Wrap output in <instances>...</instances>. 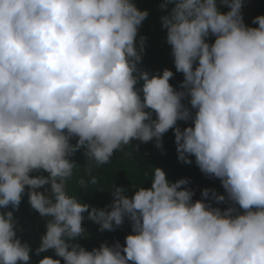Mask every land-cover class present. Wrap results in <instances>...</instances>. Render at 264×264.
Here are the masks:
<instances>
[{
    "label": "clouds",
    "instance_id": "1",
    "mask_svg": "<svg viewBox=\"0 0 264 264\" xmlns=\"http://www.w3.org/2000/svg\"><path fill=\"white\" fill-rule=\"evenodd\" d=\"M246 3L163 0L154 24L170 59L153 74L143 0H0V264H264V15L255 6L247 26ZM169 130L178 161L194 157L224 194L194 200L161 168L130 197L113 185L104 209L70 194L74 174L88 191L92 165L133 141L162 149ZM25 195L45 221L35 255L53 257L31 261L17 236ZM126 220L124 245L79 243L90 221L113 232Z\"/></svg>",
    "mask_w": 264,
    "mask_h": 264
},
{
    "label": "trees",
    "instance_id": "2",
    "mask_svg": "<svg viewBox=\"0 0 264 264\" xmlns=\"http://www.w3.org/2000/svg\"><path fill=\"white\" fill-rule=\"evenodd\" d=\"M146 7H149L152 12V23L146 29V33L150 36L151 46L149 55L146 60L145 70L155 74L162 66H168L170 54L167 53L162 44V36L158 29L155 27V22L158 20L159 15H165L159 8V5L163 0H143ZM229 9L223 8L222 11L227 12ZM245 8L242 9L244 13ZM264 15V0H256V16ZM244 17V16H243ZM258 25H254L257 27ZM183 76L174 70V76L170 80V83L177 87L182 82ZM178 126L183 129L189 126L185 122H178ZM175 137L173 130H169L163 136V148L157 149L155 147V141L149 143H141L139 141H133L129 147H124L123 150L117 151L111 162L99 167L92 165V175L98 179V184L89 187L88 191H84L79 188L77 181L79 177L74 174L72 180V187L70 194L79 195L80 200L85 199L93 202L98 206V209H104L112 202L111 189L113 185L119 187L122 186L128 189L129 197L133 194V186L143 185L144 187L151 186V178L153 174L152 168H161L166 177L171 182H176L180 179H189V188L193 189L195 195L194 200L201 199V192L204 188L215 189L218 194H224V190L220 185V181L213 178L206 177L199 168L195 165V158L192 164H184L178 161V153L176 151ZM75 143V141H72ZM128 155V153H132ZM77 165L81 166L78 170V174L81 177L85 174V180L89 177L86 172L87 162L84 164L85 157L83 156V150L75 153L71 158ZM36 175V173H33ZM205 177V181L202 184L201 192L199 191L198 184L202 177ZM215 207L224 209L226 205L220 204ZM10 210V209H8ZM5 211V209H0ZM14 216L18 219L19 228L23 231H18L17 236L22 242H28L32 248L31 261H39L45 256H54V253L49 251L48 254L42 253L40 256L35 255V249L38 247V241L40 235L45 231V221H38L39 214L31 209L28 204L27 195L24 196L19 210L14 212ZM90 229L86 232V238L79 239V243L86 250L91 251L93 248H98L101 243L107 242L109 245L119 241L121 245H124L125 237L131 233V228L126 220L124 225L117 228L113 232H100L99 225L89 222ZM36 264V262L32 263Z\"/></svg>",
    "mask_w": 264,
    "mask_h": 264
},
{
    "label": "water",
    "instance_id": "3",
    "mask_svg": "<svg viewBox=\"0 0 264 264\" xmlns=\"http://www.w3.org/2000/svg\"><path fill=\"white\" fill-rule=\"evenodd\" d=\"M247 6V12H246V19H245V24L247 26L252 27V19L255 17V0H247L246 3ZM205 181V177H203L201 183L199 184V191L201 192L202 189V183Z\"/></svg>",
    "mask_w": 264,
    "mask_h": 264
},
{
    "label": "rangeland",
    "instance_id": "4",
    "mask_svg": "<svg viewBox=\"0 0 264 264\" xmlns=\"http://www.w3.org/2000/svg\"><path fill=\"white\" fill-rule=\"evenodd\" d=\"M38 221H43V218L42 217H40V215H39V219H38Z\"/></svg>",
    "mask_w": 264,
    "mask_h": 264
}]
</instances>
